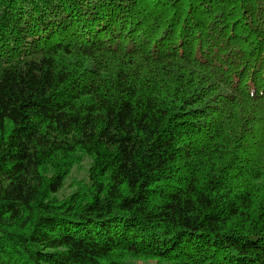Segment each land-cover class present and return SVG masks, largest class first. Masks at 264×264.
<instances>
[{
  "label": "trees",
  "instance_id": "obj_1",
  "mask_svg": "<svg viewBox=\"0 0 264 264\" xmlns=\"http://www.w3.org/2000/svg\"><path fill=\"white\" fill-rule=\"evenodd\" d=\"M0 264H264V0H0Z\"/></svg>",
  "mask_w": 264,
  "mask_h": 264
},
{
  "label": "rangeland",
  "instance_id": "obj_2",
  "mask_svg": "<svg viewBox=\"0 0 264 264\" xmlns=\"http://www.w3.org/2000/svg\"><path fill=\"white\" fill-rule=\"evenodd\" d=\"M86 169L87 164H84V169L81 168L73 171L70 177L66 180L62 191L58 195V198L65 199L72 195L78 189L82 181L86 180Z\"/></svg>",
  "mask_w": 264,
  "mask_h": 264
}]
</instances>
